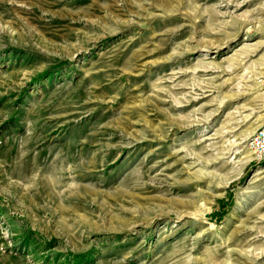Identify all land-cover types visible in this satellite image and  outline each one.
Returning a JSON list of instances; mask_svg holds the SVG:
<instances>
[{"label":"rangeland","instance_id":"1","mask_svg":"<svg viewBox=\"0 0 264 264\" xmlns=\"http://www.w3.org/2000/svg\"><path fill=\"white\" fill-rule=\"evenodd\" d=\"M264 0H0V264H264Z\"/></svg>","mask_w":264,"mask_h":264},{"label":"built area","instance_id":"2","mask_svg":"<svg viewBox=\"0 0 264 264\" xmlns=\"http://www.w3.org/2000/svg\"><path fill=\"white\" fill-rule=\"evenodd\" d=\"M246 148L253 156V160L264 162V122L248 138Z\"/></svg>","mask_w":264,"mask_h":264}]
</instances>
